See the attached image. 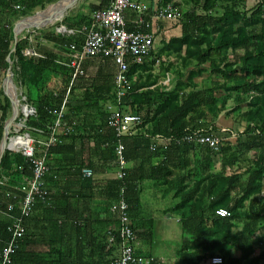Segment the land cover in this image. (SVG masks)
<instances>
[{
  "label": "trees",
  "instance_id": "trees-1",
  "mask_svg": "<svg viewBox=\"0 0 264 264\" xmlns=\"http://www.w3.org/2000/svg\"><path fill=\"white\" fill-rule=\"evenodd\" d=\"M46 1L0 0V79L9 68L7 58L10 56L14 64V79L27 90L28 101L36 107V115L28 118L26 126L33 133L41 131L39 134L49 139L74 70L67 64H57L52 55L42 59L26 56L24 51L31 44L24 33L19 36L16 50L12 52L16 22L32 15L33 9L39 4L46 7ZM90 2L87 15L78 16L75 22H68L67 19L63 21L68 30L74 31V34L60 36L63 48L69 49L71 44H76L78 49L82 47L81 31L90 25V16L99 9L98 5ZM103 4L100 6L106 7L107 0ZM157 4L159 7L173 4L182 13V36L171 39L168 49L178 55L182 69L188 74L185 76L183 70L178 71L179 78L173 90H128L124 98L127 111L139 113L146 110V121H151L146 132L151 136L177 134L175 136L181 137L187 129L190 132L199 127L216 132L217 126L209 122L196 125L202 118L206 119V108L212 107V119L216 120L227 109L229 102L234 103L236 113L247 124L244 134L235 143L222 139L217 152L198 143L175 140L171 144L180 151L200 149L210 156L208 166L197 168V173L191 175L197 177L195 188L185 191L184 186L181 191H176L175 197L181 203L173 210L181 216L184 231L178 248L180 262L203 264L220 252L224 255H221L223 264L259 263L264 259V250L251 260L248 259L255 245L264 239L263 235L257 236L261 227L264 228V0H157ZM127 28L132 30L131 27ZM44 35L50 39L57 38L54 32ZM240 49L244 50V54L236 57ZM131 72L129 69V76ZM52 74L62 78L61 91L57 96L50 93L47 87ZM213 74L220 75L224 80L220 88L222 90L212 83ZM201 77L204 78L200 85L197 80ZM111 100L116 102L115 94L111 95ZM6 102V106L2 107L4 115L0 138L8 118V109L11 108L7 98ZM153 105L155 110L151 113ZM71 128L74 129L73 126ZM108 131L109 137L115 141L114 131ZM73 135L56 137V143L49 148L48 160L53 153L61 151L65 143L73 140ZM140 135L128 141H135L137 149H143L149 157L159 156V150H150V139L145 134ZM212 152L217 154L220 162V168L214 171ZM124 154L129 159L126 151ZM35 156H40L36 150ZM168 164L166 158L155 166V170L163 173ZM4 170H11L21 179L30 180L33 177V162L22 152L7 150L0 165V173ZM129 175L125 171L121 180L127 186L128 193L132 191ZM167 175L173 173L168 171ZM189 176L184 173L175 183L183 184ZM162 182L165 183V180ZM1 188L0 183V261L2 250L10 238L8 227L20 212L23 197V192L18 189L13 200L6 199L7 190ZM50 201L51 205L41 204L34 209L43 217L41 223L33 221L34 212L26 220V234L21 248L14 255V262L88 264L91 257L88 255V220H82L81 217L70 219L66 210L59 209L53 197ZM220 208L228 209L231 216L215 217ZM209 219L212 220L211 226L206 223ZM236 226L240 227L238 233H234ZM36 232L40 234L37 236ZM67 232L74 233L75 237L69 240L57 238ZM149 236L152 239L151 233ZM108 240L109 237L105 239L103 248H107L110 253L114 248H109ZM232 247L242 251L241 259L235 260L229 255Z\"/></svg>",
  "mask_w": 264,
  "mask_h": 264
},
{
  "label": "crops",
  "instance_id": "crops-1",
  "mask_svg": "<svg viewBox=\"0 0 264 264\" xmlns=\"http://www.w3.org/2000/svg\"><path fill=\"white\" fill-rule=\"evenodd\" d=\"M89 1L99 6L97 10L105 9L109 4V0H107L106 7H102L104 5L103 1L106 0H88V4ZM134 1L140 2L146 7L147 10L143 14V18L150 24L148 30L154 34L155 41L152 53L143 62L137 63L132 57L128 58L129 69L132 71L131 76H129L131 84L129 90H173L179 78L178 71L181 70L182 72L183 69L178 55L169 50L168 46H170L171 39L182 36V25L180 21L158 17V13L166 5L159 7L157 0H152L151 2L146 0ZM99 3L102 5L100 6ZM93 14L90 16V20H92ZM125 18L126 28H132L130 32L146 31L145 26L138 25L139 18L137 12L129 10L125 12ZM90 26L91 23L83 27L81 31L83 44L86 32ZM64 27L65 30L59 29L58 33L56 30L57 38L45 40L46 43L37 42L36 45L33 44L32 37L28 34L26 37L31 46L25 49L24 54L36 59L52 55L56 59L57 64H67L72 68L71 60L74 52L71 46H76V44H71L69 49L63 48L60 36L74 34V31L68 30L66 25ZM62 32L63 34H61ZM76 48L78 49L77 46ZM28 52H34V54H28ZM243 54L244 50L240 49L237 51L236 57H241ZM72 69L74 70V68ZM118 72L119 68L114 60L97 57L88 58L84 62L82 75L75 78L73 74L69 87L65 90L63 102L59 110V112L62 110L64 102L67 100L63 109L64 118L62 127L56 131V137H67L70 134H74L73 140L65 143L61 151L53 153L49 160L47 158L49 171L45 176V183L51 191L53 199L57 202L59 209H62L64 212L66 210L70 219L77 220L78 217H81L82 220H88V255L91 256L88 264H110L113 258L119 256V252L116 249H112L108 253V249L103 248V245L105 239L110 235H117L119 214L112 211V206L119 199L122 188L126 190L127 201L128 198L130 199V202H128L130 206L129 214L133 228L136 231L137 240L135 242V249L137 254L153 258L155 264H181L178 248L184 237V231L181 216L175 214L173 210L176 205L181 203V200L175 197L176 191H181L184 186H186L185 191L195 188L197 177H191V175L197 173L195 171L197 168L208 166L210 156L200 149L180 151L178 148L172 147V142H175L173 138L177 134H173L172 136L165 134L149 135L146 131L151 125V121H146L147 113L146 110H143L139 112V114L144 116L143 126L137 133L123 139L125 151L129 156V159H126L125 171L130 174V187L132 188V191L128 193L127 186L122 183V179L119 177L120 165L117 159V135L108 125L109 107L116 104V102L114 103L111 100V95L115 94L116 96L115 77ZM183 72L185 71L183 70ZM187 74L188 71L185 72V76ZM50 77L51 80L47 84L48 91L57 96L61 91L62 78L58 74H52ZM5 78L4 80L3 78L0 79V125L4 115L2 107L7 104L6 98L10 101L11 108L8 109V118L3 126L0 145L4 136L5 125L13 116L12 102L5 90ZM203 78H198V84L200 83L201 85ZM211 78L212 83H216L218 90H222L220 88L224 84V80L221 76L213 74ZM184 80L186 79L184 78ZM50 86L53 88L49 89ZM2 88L3 90H1ZM72 88L74 90H71ZM10 89L11 93L14 92L13 87H10ZM21 89H17L20 113L10 129V146H12L13 134L24 135L29 133L35 140L34 147L36 152L40 154L39 157H42L43 148L49 139L42 137L39 134L41 131L35 132L33 130L35 132L33 133L26 126L28 118L36 115V107L33 102L28 101L26 96L27 90L23 87ZM217 95L219 96L220 93L217 92ZM124 107L127 111L125 105ZM150 110L152 113L155 110V105ZM59 112L56 114V119ZM206 112V119L202 118L196 126H201V123L205 122H209L210 125H216L218 128L216 133L218 132L219 137L225 140L224 142L230 141L235 143L244 134L247 124L236 113L234 103L229 102L227 109L220 113L216 120L212 119V107L206 108ZM18 120H21L20 124H18ZM17 125L25 127V130L22 133L17 132L15 130V126ZM72 126L74 127L73 130ZM75 128L77 129L75 130ZM78 128L81 130L78 131ZM108 129L114 131L115 141L111 136L109 137ZM226 132L228 133L224 134ZM141 133L150 139L151 151L156 152L159 150V156L149 157L148 153L146 154L143 149H137L135 141L132 139L128 141L130 138L140 137ZM8 150L19 152L12 147ZM211 155L214 162L212 166L213 171L218 170L220 168L219 157L215 152H212ZM166 158L169 161L167 170L163 173L155 170V166ZM82 166H85L84 169L92 170L93 175L86 176L83 172L84 169L80 171ZM168 171L172 172L173 175H167ZM238 171L241 172L240 169ZM184 173L190 174L186 182L176 184L175 182L180 180ZM162 180H165V183ZM26 181L27 179L24 177L21 179L18 174H14L11 170H4L0 173L1 190H7L5 198L9 200H13L15 191L20 189V186ZM262 194L264 195V186ZM36 211L33 213V221L41 223L43 217L40 214L38 215V211ZM215 217H218L216 213ZM172 220L177 221L181 226V234L178 231L176 237L171 238L157 233L155 227L159 226L158 228H160L162 223ZM211 222L212 220L210 219L206 220L209 226L212 225ZM235 228L240 229L237 226ZM150 233L153 236L152 239H150ZM36 234L38 236L40 233L36 232ZM72 237L75 236L71 232L57 236L59 240L61 238L69 240ZM151 242L152 248L150 247ZM232 248L229 255L235 260L241 259L242 251L234 247L237 252H232ZM220 254L223 255L222 253ZM255 256L258 255H255L254 250L248 260H251ZM208 261L206 260L205 262L208 264Z\"/></svg>",
  "mask_w": 264,
  "mask_h": 264
},
{
  "label": "built area",
  "instance_id": "built-area-1",
  "mask_svg": "<svg viewBox=\"0 0 264 264\" xmlns=\"http://www.w3.org/2000/svg\"><path fill=\"white\" fill-rule=\"evenodd\" d=\"M129 10L137 12L138 25L145 26L146 31L130 32L127 30L125 12ZM146 10L142 3L134 0H109L107 8L97 10L93 14L91 26L86 32L82 47L78 50L75 45L71 46L74 52L71 66L74 68L75 78L82 75L83 64L88 58H110L118 65L119 72L115 77L117 101L115 105L109 107L108 125L116 132L118 139L117 159L120 165V179L125 176L127 163L124 155L125 145L123 139L137 133L144 124V116L142 114L130 113L124 109L123 99L127 96L131 85L128 75V58L132 57L135 62L141 63L154 49L155 36L148 30L150 24L143 18ZM157 16L180 21L182 13L173 4H168ZM28 54H34V52H28ZM66 102L67 100L57 115L49 141L45 144L46 147L43 150L42 157L35 156V140L29 133L16 135L12 138L11 144H14L17 139L27 140L24 145L11 147L32 160L33 177L20 186V190L23 192L20 212L8 227L10 238L2 250L0 264H16L14 255L22 246V240L26 234V220L32 215L37 205H51L52 193L45 183V176L49 171L48 151L57 141L56 131L62 127L63 109ZM173 139L178 142L206 145L216 152L219 151L222 141L215 131L208 132L202 128L190 132L187 129L184 135L181 137L174 136ZM83 172L86 176L93 175V171L90 169H84ZM10 209L12 210V207ZM129 209L126 190L122 188L119 199L112 206V211L119 214L117 235H110L108 240L109 248L113 247L116 249L119 252V256L113 258L110 264H155L153 258L140 256L136 252L135 242L137 236L130 218ZM216 214L219 217L231 216L230 211L225 208L218 209ZM223 262L224 259L221 255H215L209 259L208 264H223Z\"/></svg>",
  "mask_w": 264,
  "mask_h": 264
},
{
  "label": "water",
  "instance_id": "water-1",
  "mask_svg": "<svg viewBox=\"0 0 264 264\" xmlns=\"http://www.w3.org/2000/svg\"><path fill=\"white\" fill-rule=\"evenodd\" d=\"M80 0H62L61 2L54 4L44 10L43 12L37 13L35 15L29 16L24 18L23 20L19 21L14 27V39H15V47L13 48L12 52L16 50V44L18 43L19 36H21L24 32H27L31 29H43L48 27L51 24L59 21L60 18H63L65 13L76 5ZM43 18L41 21H37V18ZM65 30L63 26L61 28ZM59 30V29H58ZM57 30V33H58ZM7 61L9 62V68L7 70V75L4 81L6 94L10 98L13 106V116L12 118L6 123L4 136L0 145V165L2 159L8 149H11L10 146V129L15 123L20 113V107L18 104V92H17V85L15 84L11 71H12V60L11 57L8 56ZM10 87H13L14 92H10ZM11 90V89H10Z\"/></svg>",
  "mask_w": 264,
  "mask_h": 264
},
{
  "label": "rangeland",
  "instance_id": "rangeland-1",
  "mask_svg": "<svg viewBox=\"0 0 264 264\" xmlns=\"http://www.w3.org/2000/svg\"><path fill=\"white\" fill-rule=\"evenodd\" d=\"M61 1L62 0H47L46 1V7L43 8L41 6V4H39L38 6H36L33 9L34 12H33L32 15H35V14L40 13V12H43L44 10H46L47 8H49L50 6H52L54 4H57V3L61 2ZM87 5H88V0H80L76 5H74L72 8H70L65 13L64 17L61 18L59 21L55 22L54 24L49 25L46 28L40 29V30H38V29H31V30H29L27 32H24V34L26 36L29 34L32 37L33 44H35V45L37 44V42H40V43L41 42H44V43H46L45 40H50V38L46 37L44 34H49L50 32H54L55 33L56 30L61 29L63 26H65L64 23H63V21L65 19H67L68 22L69 21L70 22H75V21L78 20V16L88 14V10L86 9V6ZM32 15H28L26 17L32 16ZM26 17H23L19 21L23 20ZM18 22H16V24ZM61 34H63V32ZM13 66H14V64H13ZM13 66H12V70H13ZM6 74H7V72L4 74V77H2L3 80L6 77ZM12 75H13V72H12ZM13 80H14L15 84L17 85L18 90H22L21 87L19 86V84L14 79V75H13ZM52 88H53L52 86L49 87V89H52ZM1 90H3V88ZM22 104H24V103H22ZM20 123H21V120H18V124H20ZM15 130H17V132H19V133H22L25 130V127H22L20 125H17V126H15ZM227 133L228 132H226L224 134H227ZM15 135L13 134L12 135V138ZM216 135H218V132L216 133ZM158 227H155L156 228V231H157V233L161 234L162 236H169L171 238H174V237H176V234H178V231L181 234V226L175 220L169 221L167 223H162V226L160 228H158ZM239 230H240L239 228H235L234 229V233H238ZM263 231H264V228L261 227V229L258 231L257 236L260 237L261 235H263V238H264V232ZM235 248L234 247L232 248V252H237V250ZM263 250H264V239H263V241L261 243H258V244L255 245V255H259ZM217 255H221V254L219 253ZM205 264H207V262H205ZM259 264H264V260H262Z\"/></svg>",
  "mask_w": 264,
  "mask_h": 264
},
{
  "label": "bare ground",
  "instance_id": "bare-ground-1",
  "mask_svg": "<svg viewBox=\"0 0 264 264\" xmlns=\"http://www.w3.org/2000/svg\"><path fill=\"white\" fill-rule=\"evenodd\" d=\"M43 18H37L36 20L37 21H41ZM61 19V18H60ZM10 90V89H9ZM26 141L27 140H25V139H17L16 141H15V143L14 144H12V147H17V146H20V145H24V144H26Z\"/></svg>",
  "mask_w": 264,
  "mask_h": 264
}]
</instances>
